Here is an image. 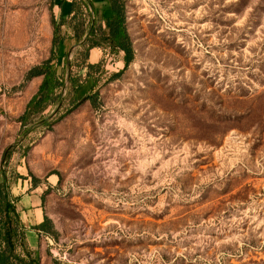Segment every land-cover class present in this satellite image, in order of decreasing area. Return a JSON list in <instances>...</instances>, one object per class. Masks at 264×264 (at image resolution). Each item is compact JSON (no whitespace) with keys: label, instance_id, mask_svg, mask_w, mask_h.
Here are the masks:
<instances>
[{"label":"rangeland","instance_id":"374dc122","mask_svg":"<svg viewBox=\"0 0 264 264\" xmlns=\"http://www.w3.org/2000/svg\"><path fill=\"white\" fill-rule=\"evenodd\" d=\"M59 1L0 0V183L25 246L40 264H264V0H125L126 69L69 37ZM52 21L65 87L23 126Z\"/></svg>","mask_w":264,"mask_h":264},{"label":"trees","instance_id":"16d2710c","mask_svg":"<svg viewBox=\"0 0 264 264\" xmlns=\"http://www.w3.org/2000/svg\"><path fill=\"white\" fill-rule=\"evenodd\" d=\"M65 1L60 0L58 5ZM79 1L81 6L76 4V0L69 2L68 17L60 18V24L68 21L72 23L70 27L73 33L69 37L74 38L77 42L82 41V38L87 36L82 44L86 47V52L92 49H104L106 46L113 52L123 53V68L126 69L133 61V48L128 33L125 0H102L110 14L101 19L102 26L98 29L94 27V24H91L92 28L88 29L89 26L84 20L85 17L80 14V7H83L89 20L90 13L88 11L92 6L91 2L89 0ZM80 16L83 21L78 24V17ZM52 28L48 58L31 67L24 77V84L37 78H40L41 82L19 118L23 126L27 124L30 118H37V124L44 125L46 117L43 113L50 107L56 108L61 101V91L65 87L63 76L59 73L60 61L65 59L61 48L64 39L69 37H61L59 25L54 24L53 21ZM91 37L96 39H90ZM97 66L98 64L88 63L85 65V69L89 71ZM5 157L8 158V155L6 154ZM19 201V196H13L5 184L0 183V264H40L38 252L29 250L24 244L23 228L15 206ZM48 224L49 221L44 217L43 222L33 229L46 234L50 232L47 227Z\"/></svg>","mask_w":264,"mask_h":264},{"label":"crops","instance_id":"0c3cea01","mask_svg":"<svg viewBox=\"0 0 264 264\" xmlns=\"http://www.w3.org/2000/svg\"><path fill=\"white\" fill-rule=\"evenodd\" d=\"M54 1H58V0H54ZM71 0H66L65 2H63L61 5H59V14L61 16V18H67L68 17V13H69V2ZM41 214V213H40ZM43 216L40 215V219L37 222V224L39 225L42 222ZM21 221V219H20ZM38 231V230H37ZM40 232V231H39ZM37 235H35L36 238ZM33 237V236H30ZM35 242V241H33ZM34 245V244H33Z\"/></svg>","mask_w":264,"mask_h":264}]
</instances>
